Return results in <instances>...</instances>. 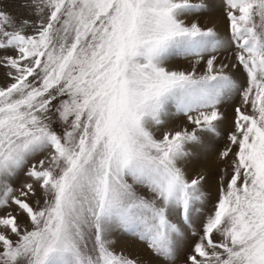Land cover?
<instances>
[{
    "label": "snow or ice",
    "instance_id": "obj_1",
    "mask_svg": "<svg viewBox=\"0 0 264 264\" xmlns=\"http://www.w3.org/2000/svg\"><path fill=\"white\" fill-rule=\"evenodd\" d=\"M221 2L223 33L208 0H0V264H140L116 232L162 264H264V0ZM226 104L208 210L187 165Z\"/></svg>",
    "mask_w": 264,
    "mask_h": 264
},
{
    "label": "rangeland",
    "instance_id": "obj_2",
    "mask_svg": "<svg viewBox=\"0 0 264 264\" xmlns=\"http://www.w3.org/2000/svg\"><path fill=\"white\" fill-rule=\"evenodd\" d=\"M8 4L9 10L12 11L16 16H24L25 10L21 9L19 5V0H5ZM210 5H219V7H213L211 11L198 17L201 24H207L212 26L215 24L219 31L226 32L227 26L223 20V6L221 0H208ZM181 68L187 67V61L182 58H177L174 62ZM6 77L2 70H0V85L5 82ZM226 112L228 121L225 124V133L223 138H217L213 140L209 148L205 151L200 152V154L192 159L187 165L188 170L191 174L203 173L206 175L207 180L204 185L206 192L208 193L207 209L211 210L216 203L219 195V187L221 179L224 181L228 179L226 175L227 165L220 159L219 153L222 151L223 147L227 142V131L230 130V122L232 119V105L226 104L222 109ZM180 121H174V123H179ZM25 177L20 175L19 179L16 181V185L19 186ZM113 240L115 241V248L118 251H124L126 255L132 258L138 259L140 264H162V262L156 258L146 245L139 241L138 239L132 237L127 233L116 232L113 235ZM192 243L191 239L188 241V245ZM188 251V246H185L181 252L180 260L177 264H183L184 253Z\"/></svg>",
    "mask_w": 264,
    "mask_h": 264
}]
</instances>
